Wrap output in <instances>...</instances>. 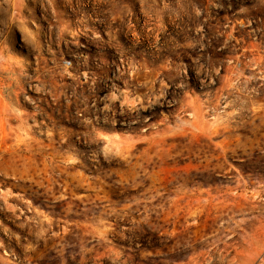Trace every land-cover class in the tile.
Masks as SVG:
<instances>
[{
	"label": "rangeland",
	"instance_id": "obj_1",
	"mask_svg": "<svg viewBox=\"0 0 264 264\" xmlns=\"http://www.w3.org/2000/svg\"><path fill=\"white\" fill-rule=\"evenodd\" d=\"M0 264H264V0H0Z\"/></svg>",
	"mask_w": 264,
	"mask_h": 264
},
{
	"label": "bare ground",
	"instance_id": "obj_2",
	"mask_svg": "<svg viewBox=\"0 0 264 264\" xmlns=\"http://www.w3.org/2000/svg\"><path fill=\"white\" fill-rule=\"evenodd\" d=\"M95 1V0H94ZM93 4V3H92ZM93 10V9H92ZM145 36H146V34H145ZM4 197V196H3ZM14 212V211H13Z\"/></svg>",
	"mask_w": 264,
	"mask_h": 264
}]
</instances>
